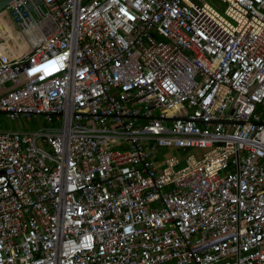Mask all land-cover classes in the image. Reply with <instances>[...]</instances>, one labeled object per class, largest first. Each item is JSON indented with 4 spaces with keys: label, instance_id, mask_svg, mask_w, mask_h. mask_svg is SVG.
Segmentation results:
<instances>
[{
    "label": "built area",
    "instance_id": "1",
    "mask_svg": "<svg viewBox=\"0 0 264 264\" xmlns=\"http://www.w3.org/2000/svg\"><path fill=\"white\" fill-rule=\"evenodd\" d=\"M220 1L1 10L0 110L43 122L0 130V264H264V0Z\"/></svg>",
    "mask_w": 264,
    "mask_h": 264
},
{
    "label": "rangeland",
    "instance_id": "2",
    "mask_svg": "<svg viewBox=\"0 0 264 264\" xmlns=\"http://www.w3.org/2000/svg\"><path fill=\"white\" fill-rule=\"evenodd\" d=\"M209 5H211L216 11L222 13L223 9L225 8V3L221 2L220 0H204ZM30 17L34 21L38 20L39 18L33 13L30 12ZM5 20V21H4ZM9 20V21H8ZM5 22H10L12 26L16 29L15 25L12 23L9 16L4 13L0 12V34L1 36L7 33V29L4 26ZM51 28L49 23L45 24L42 28V31H47ZM18 31V30H17ZM25 53V50H21L20 48L15 47L12 45L11 42L7 40V43H3V38L0 37V61H13L18 59ZM43 122L41 117H18L16 119L10 120L8 119L5 114L0 113V130H15V131H29L35 130L39 128L40 123ZM205 151V149H193L192 152L201 154ZM186 154V151H182L181 149H176L173 147H166V148H159L157 153L156 160H161L164 157L174 155L179 159H182ZM182 163H179L177 167H180Z\"/></svg>",
    "mask_w": 264,
    "mask_h": 264
},
{
    "label": "trees",
    "instance_id": "3",
    "mask_svg": "<svg viewBox=\"0 0 264 264\" xmlns=\"http://www.w3.org/2000/svg\"><path fill=\"white\" fill-rule=\"evenodd\" d=\"M4 26L7 29V33L1 37L3 38V43H7L8 40L12 45L23 50L24 40H22L20 32H18L10 22H5Z\"/></svg>",
    "mask_w": 264,
    "mask_h": 264
},
{
    "label": "water",
    "instance_id": "4",
    "mask_svg": "<svg viewBox=\"0 0 264 264\" xmlns=\"http://www.w3.org/2000/svg\"><path fill=\"white\" fill-rule=\"evenodd\" d=\"M12 0H0V11ZM20 10H22V7H20ZM0 113L4 114V112L2 110H0Z\"/></svg>",
    "mask_w": 264,
    "mask_h": 264
},
{
    "label": "crops",
    "instance_id": "5",
    "mask_svg": "<svg viewBox=\"0 0 264 264\" xmlns=\"http://www.w3.org/2000/svg\"><path fill=\"white\" fill-rule=\"evenodd\" d=\"M20 35L22 37V40H24V45H23V49H24L25 48V45H26V40L24 39V37H23V35L21 33H20ZM0 37H2L1 34H0Z\"/></svg>",
    "mask_w": 264,
    "mask_h": 264
},
{
    "label": "bare ground",
    "instance_id": "6",
    "mask_svg": "<svg viewBox=\"0 0 264 264\" xmlns=\"http://www.w3.org/2000/svg\"><path fill=\"white\" fill-rule=\"evenodd\" d=\"M1 12V11H0ZM22 34V33H21Z\"/></svg>",
    "mask_w": 264,
    "mask_h": 264
}]
</instances>
